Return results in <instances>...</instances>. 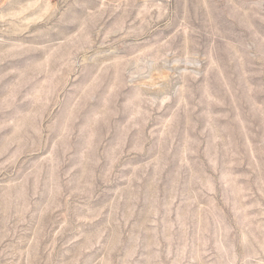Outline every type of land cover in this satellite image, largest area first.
<instances>
[{
  "label": "rangeland",
  "instance_id": "rangeland-1",
  "mask_svg": "<svg viewBox=\"0 0 264 264\" xmlns=\"http://www.w3.org/2000/svg\"><path fill=\"white\" fill-rule=\"evenodd\" d=\"M0 264H264V0H0Z\"/></svg>",
  "mask_w": 264,
  "mask_h": 264
}]
</instances>
